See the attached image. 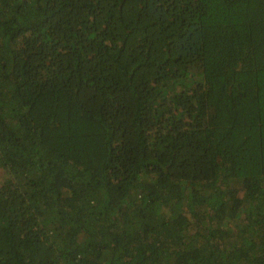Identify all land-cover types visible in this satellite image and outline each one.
Returning a JSON list of instances; mask_svg holds the SVG:
<instances>
[{
    "label": "trees",
    "instance_id": "16d2710c",
    "mask_svg": "<svg viewBox=\"0 0 264 264\" xmlns=\"http://www.w3.org/2000/svg\"><path fill=\"white\" fill-rule=\"evenodd\" d=\"M0 264H264V0H0Z\"/></svg>",
    "mask_w": 264,
    "mask_h": 264
}]
</instances>
